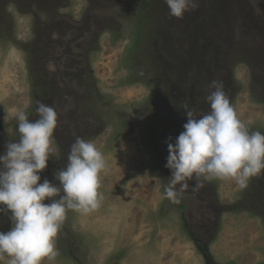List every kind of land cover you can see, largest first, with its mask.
<instances>
[{"label":"rangeland","instance_id":"1","mask_svg":"<svg viewBox=\"0 0 264 264\" xmlns=\"http://www.w3.org/2000/svg\"><path fill=\"white\" fill-rule=\"evenodd\" d=\"M192 3L177 19L165 0H0V122L17 127L29 108L37 116L35 95L58 114L40 183L59 185L76 137L108 161L100 207L67 211L51 264H264V173L245 189L201 177L194 190L193 178L180 203L163 198L165 141L184 131L182 105L196 118L209 111L213 81L264 133V0ZM40 73L52 85L41 88Z\"/></svg>","mask_w":264,"mask_h":264},{"label":"clouds","instance_id":"2","mask_svg":"<svg viewBox=\"0 0 264 264\" xmlns=\"http://www.w3.org/2000/svg\"><path fill=\"white\" fill-rule=\"evenodd\" d=\"M171 17L182 19L194 7L192 0H165ZM206 96L209 111L196 118L187 104L181 106L187 122L175 142L165 141L171 170L163 198L180 203L188 181L200 178L232 180L240 189L253 177L264 173V133L250 131L230 104L222 82ZM38 119L30 122L25 111H18V142H7L0 154V216L10 222L8 231H0V260L8 264H51L59 252L55 238L74 210L87 214L100 207L101 173L108 161L94 142L76 137L70 145L67 164L54 174L59 185L41 175L48 165L58 114L54 107L36 102ZM179 185V190H177ZM49 200L50 203H45Z\"/></svg>","mask_w":264,"mask_h":264},{"label":"flooded vegetation","instance_id":"3","mask_svg":"<svg viewBox=\"0 0 264 264\" xmlns=\"http://www.w3.org/2000/svg\"><path fill=\"white\" fill-rule=\"evenodd\" d=\"M39 34H41V32L39 33ZM42 34H44V31H42ZM41 40V39H40ZM29 44V43H28ZM31 44V43H30ZM28 47V46H27ZM44 75H48L47 73H40V75H39V79H40V81L42 82V85H41V88H43L44 87V83H47V84H49V85H52L51 84V82L48 80V77L47 76H44ZM42 76H44V79L42 80ZM47 84H45V85H47ZM51 94L53 95V86H52V89H51ZM38 96H34V104H35V109H36V102H37V100H38V98H37ZM47 102V103H46ZM43 103H45V104H47L48 106H52V107H54V105L55 104H53L54 102H50L49 103V101H47V100H43ZM23 110H26V109H23ZM30 110H31V108H29V110H27V115L29 116V121L30 122H32V121H34V120H36V119H38V116H34V115H31L30 114ZM57 126H58V123H57ZM60 127H61V125H60ZM57 128V127H56ZM17 129V127L14 125V126H11V127H9V126H5V124H2L1 122H0V140L1 139H8V133H10L12 130H13V133H15V131L14 130H16ZM17 131V130H16ZM56 132L59 134V136L61 135H66L65 133L67 132L66 130H64V131H59V130H56ZM17 134H18V137H17V139H19V133H18V131H17ZM7 142V141H6ZM10 142V141H9ZM1 146V145H0ZM5 150H6V148H4ZM0 154H3L2 152L0 153ZM62 161V163H60V165L61 164H64V162H63V160H61Z\"/></svg>","mask_w":264,"mask_h":264},{"label":"crops","instance_id":"4","mask_svg":"<svg viewBox=\"0 0 264 264\" xmlns=\"http://www.w3.org/2000/svg\"><path fill=\"white\" fill-rule=\"evenodd\" d=\"M84 220H82V222H83ZM82 226V225H81ZM84 230H85V228H84ZM86 231V230H85ZM89 232H91V230H88ZM86 233V232H85ZM92 233V232H91ZM96 233V232H95Z\"/></svg>","mask_w":264,"mask_h":264}]
</instances>
